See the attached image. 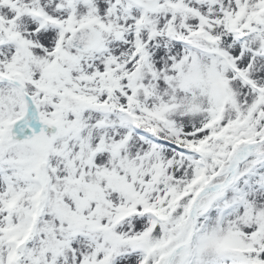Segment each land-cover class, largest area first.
Wrapping results in <instances>:
<instances>
[{"label": "snow or ice", "instance_id": "snow-or-ice-1", "mask_svg": "<svg viewBox=\"0 0 264 264\" xmlns=\"http://www.w3.org/2000/svg\"><path fill=\"white\" fill-rule=\"evenodd\" d=\"M0 264H264V0H0Z\"/></svg>", "mask_w": 264, "mask_h": 264}]
</instances>
